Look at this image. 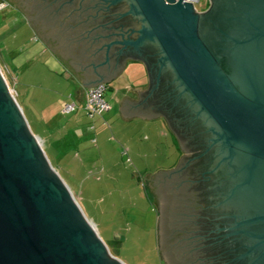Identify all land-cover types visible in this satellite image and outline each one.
<instances>
[{"label": "water", "instance_id": "95a60500", "mask_svg": "<svg viewBox=\"0 0 264 264\" xmlns=\"http://www.w3.org/2000/svg\"><path fill=\"white\" fill-rule=\"evenodd\" d=\"M7 1L82 83L144 64L119 117L162 116L184 145L181 173L144 176L162 263L264 264V0ZM35 137L0 70V264H123Z\"/></svg>", "mask_w": 264, "mask_h": 264}, {"label": "rangeland", "instance_id": "374dc122", "mask_svg": "<svg viewBox=\"0 0 264 264\" xmlns=\"http://www.w3.org/2000/svg\"><path fill=\"white\" fill-rule=\"evenodd\" d=\"M7 2L0 12V70L30 130L45 138L41 147L49 164L110 254L123 264H163L156 239L157 208L144 176L175 167L181 155L175 136L162 120L83 116L91 122L104 118L105 130L99 132L97 126L93 131L75 125V113L57 114L56 107L78 88L76 77L45 52L28 21ZM210 5V0H200L195 7L204 12ZM50 112H55L52 119H42Z\"/></svg>", "mask_w": 264, "mask_h": 264}, {"label": "crops", "instance_id": "0c3cea01", "mask_svg": "<svg viewBox=\"0 0 264 264\" xmlns=\"http://www.w3.org/2000/svg\"><path fill=\"white\" fill-rule=\"evenodd\" d=\"M12 8H14V10H16L24 19H26V21H28V19L25 17V15L18 9L16 8L14 5L10 4ZM29 23V21H28ZM30 25V23H29ZM31 29L33 30V28L31 27ZM34 31V30H33ZM35 33V31H34ZM35 36H37V34L35 33ZM38 37V36H37ZM40 39V38H39ZM41 41V39H40ZM41 43L43 44V48L45 49V52H50V54L55 58L60 60L55 54H53V52H51L49 50V48H47V46L44 44V42L41 41ZM61 61V60H60ZM76 82L78 84V88L76 89V91L74 93H69L66 97V100L64 102H62L61 106H58V108L56 107V111L57 114L62 115L63 113H61V108L62 106L73 100L76 103H78L79 107L71 113H75L74 116L72 117V121L75 119V117L77 118L75 125L78 126H85L90 130H95L96 126H97V130L100 131H104L105 127H106V123L104 121V118L102 119H96V121H85V119L83 120V116L86 118L83 110L81 109V105L82 102L84 100V94H85V90L87 89V87L92 83H82L79 79L76 78ZM105 83L107 85V90L109 92V96H106L105 100L108 103V110L106 112H104L101 116L103 117L107 115V118L109 120H114V119H121L119 117V113H118V102L119 100L123 97V96H127L128 98L132 99V100H136V90H144L146 88L147 85V76H146V71H145V67L144 64L139 61V60H126L124 62V67L123 69L114 77L105 80ZM18 103V102H17ZM68 113V114H71ZM55 112H50L48 114H42V119L43 117H45V119H52L55 115ZM66 115V114H63ZM89 118V117H88ZM94 118V117H93ZM107 120V121H109ZM122 120V119H121ZM133 120H141V121H152V120H162V122L166 125L165 120L162 116H158L155 118H149V119H143L140 118L138 116H134L131 117L129 120H126V122L129 121H133ZM124 121V120H123ZM72 124V123H70ZM108 126H110V122L107 124ZM55 126V124H54ZM167 126V125H166ZM111 127V126H110ZM54 131V129H52ZM59 129L56 130V134L58 132ZM48 131V135H54L53 132H51L50 130H46V132ZM172 133V132H171ZM34 134V133H33ZM173 134V133H172ZM35 135L37 137H39V140L41 141V145H43V142H45V138H43V136H41L39 134V132L35 133ZM174 136V134H173ZM56 137V136H55ZM175 138V137H174ZM44 140V141H43ZM49 140H53V138H49ZM176 140V139H175ZM95 143H96V138H95ZM181 156V155H179Z\"/></svg>", "mask_w": 264, "mask_h": 264}, {"label": "built area", "instance_id": "2783aa9c", "mask_svg": "<svg viewBox=\"0 0 264 264\" xmlns=\"http://www.w3.org/2000/svg\"><path fill=\"white\" fill-rule=\"evenodd\" d=\"M185 2L191 3L195 10L199 11L195 4L200 0H184ZM9 3L6 0H0V12L7 8ZM107 90L106 83L97 82L87 87L84 94V100L80 106L84 114L90 118L95 116H101L104 112L108 110V103L104 98V94ZM79 107L78 103L71 100L65 103L61 108V113L68 114L74 112ZM92 142H95V138L92 139Z\"/></svg>", "mask_w": 264, "mask_h": 264}, {"label": "flooded vegetation", "instance_id": "af4514ba", "mask_svg": "<svg viewBox=\"0 0 264 264\" xmlns=\"http://www.w3.org/2000/svg\"><path fill=\"white\" fill-rule=\"evenodd\" d=\"M100 1V0H99ZM103 1V3L104 4H106V6H108L107 8H108V10H109V12L111 13V12H113V13H111L110 14V16H112V14H114V15H121L122 13H124L126 10H123V8L122 7H116V5H114V6H112V5H110L109 4V1L110 0H102ZM100 3H102V2H100ZM121 8V9H120ZM178 137V136H177ZM182 141H180V143L178 142V144H179V146H180V149H181V156H180V159H179V161H178V164H177V166H176V168L173 170V172H171V173H181V171H182V167H181V165L183 166V164L185 163V161H182L183 160V158H182V156H183V150H182V147L184 146H182V143H181ZM182 146V147H181ZM185 148V147H184ZM194 168V166L192 167V169ZM187 169V168H186ZM191 169V168H190ZM195 170V169H194Z\"/></svg>", "mask_w": 264, "mask_h": 264}, {"label": "bare ground", "instance_id": "6f19581e", "mask_svg": "<svg viewBox=\"0 0 264 264\" xmlns=\"http://www.w3.org/2000/svg\"><path fill=\"white\" fill-rule=\"evenodd\" d=\"M35 139H36V141H37V143L39 144V146L41 147V141L39 140V138H36L35 137ZM54 172H55V170L54 169H52ZM88 221V223L90 224V226L92 227V229L95 231V233H96V230H95V227H94V225L92 224V222L91 221H89V220H87ZM97 234V233H96ZM108 253V252H107ZM109 254V253H108Z\"/></svg>", "mask_w": 264, "mask_h": 264}]
</instances>
